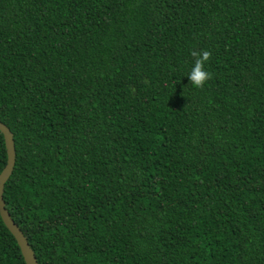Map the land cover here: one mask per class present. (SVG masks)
Instances as JSON below:
<instances>
[{"label": "trees", "instance_id": "16d2710c", "mask_svg": "<svg viewBox=\"0 0 264 264\" xmlns=\"http://www.w3.org/2000/svg\"><path fill=\"white\" fill-rule=\"evenodd\" d=\"M0 123L37 264H264V0H0Z\"/></svg>", "mask_w": 264, "mask_h": 264}, {"label": "water", "instance_id": "95a60500", "mask_svg": "<svg viewBox=\"0 0 264 264\" xmlns=\"http://www.w3.org/2000/svg\"><path fill=\"white\" fill-rule=\"evenodd\" d=\"M0 134L3 138L4 149H5V164L0 171V220L10 235L16 242V245L19 249L20 255L23 259L24 264H37L32 250L29 248L25 237L20 232L18 227L13 223L9 217L2 200L3 186L7 179L9 178L13 166H14V145L12 140V134L8 128L0 123Z\"/></svg>", "mask_w": 264, "mask_h": 264}, {"label": "clouds", "instance_id": "9594fccd", "mask_svg": "<svg viewBox=\"0 0 264 264\" xmlns=\"http://www.w3.org/2000/svg\"><path fill=\"white\" fill-rule=\"evenodd\" d=\"M191 56L194 58V65L188 74L189 81L195 88L203 89L207 82L212 79V73L205 69V64L211 58V52L193 50Z\"/></svg>", "mask_w": 264, "mask_h": 264}]
</instances>
